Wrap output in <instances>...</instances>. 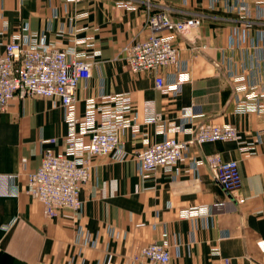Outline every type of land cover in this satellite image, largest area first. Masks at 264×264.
Returning <instances> with one entry per match:
<instances>
[{
  "label": "crops",
  "instance_id": "1",
  "mask_svg": "<svg viewBox=\"0 0 264 264\" xmlns=\"http://www.w3.org/2000/svg\"><path fill=\"white\" fill-rule=\"evenodd\" d=\"M157 10L199 24L173 35L177 67L133 73L122 47L150 33L146 14ZM22 35L91 62L75 89L77 118L101 96L130 107L120 149L85 155L81 209L48 218L27 174L44 149H64L68 126L56 98L10 99L0 112V264H148L137 252L151 242L166 244L167 264H264V0H0V54ZM155 75L181 84L162 92ZM201 124L231 125L237 138L189 143ZM169 137L182 160L139 174L136 153ZM213 153L237 162L233 194L202 161Z\"/></svg>",
  "mask_w": 264,
  "mask_h": 264
},
{
  "label": "built area",
  "instance_id": "2",
  "mask_svg": "<svg viewBox=\"0 0 264 264\" xmlns=\"http://www.w3.org/2000/svg\"><path fill=\"white\" fill-rule=\"evenodd\" d=\"M198 24L195 17L177 21L162 10L149 11L145 26L150 33L122 47L128 69L133 73H154L161 66L177 67L178 50L172 42L173 35L183 34ZM161 31L166 33L158 34ZM90 65L85 58H69L65 50L38 43L32 35L15 36L0 54V112L13 97L56 98L68 126L64 149L61 152L44 149L38 166L27 174V192L40 202L42 213L48 218L56 216L60 209L70 214L81 209L78 194L89 176L85 155H105L119 150L118 132L128 126L123 117L130 103L119 95L101 96L97 108L92 99L86 100L83 119L76 117L75 89L79 80L89 77ZM180 84L179 79L164 83L160 75H155L153 81L154 88L162 92H175ZM149 120L154 122L155 117ZM237 134L231 125L201 124L189 143L231 141L236 140ZM182 148L183 144L172 137L147 145L135 155L139 174L146 175L159 166L182 160ZM202 161L225 192L233 194L239 188L235 160H223L213 153L205 155ZM137 258L148 264H167L170 256L165 243L151 242L138 249ZM209 264H230V260L217 256Z\"/></svg>",
  "mask_w": 264,
  "mask_h": 264
},
{
  "label": "rangeland",
  "instance_id": "3",
  "mask_svg": "<svg viewBox=\"0 0 264 264\" xmlns=\"http://www.w3.org/2000/svg\"><path fill=\"white\" fill-rule=\"evenodd\" d=\"M35 97V96H34Z\"/></svg>",
  "mask_w": 264,
  "mask_h": 264
}]
</instances>
